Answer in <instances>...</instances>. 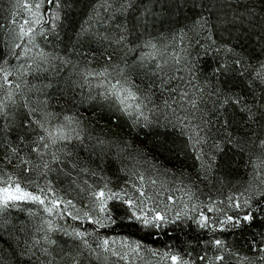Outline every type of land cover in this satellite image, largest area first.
I'll list each match as a JSON object with an SVG mask.
<instances>
[{
    "label": "snow or ice",
    "instance_id": "1",
    "mask_svg": "<svg viewBox=\"0 0 264 264\" xmlns=\"http://www.w3.org/2000/svg\"><path fill=\"white\" fill-rule=\"evenodd\" d=\"M0 264H264V0H10Z\"/></svg>",
    "mask_w": 264,
    "mask_h": 264
},
{
    "label": "trees",
    "instance_id": "2",
    "mask_svg": "<svg viewBox=\"0 0 264 264\" xmlns=\"http://www.w3.org/2000/svg\"><path fill=\"white\" fill-rule=\"evenodd\" d=\"M4 0H0V21H2L5 14V4Z\"/></svg>",
    "mask_w": 264,
    "mask_h": 264
},
{
    "label": "rangeland",
    "instance_id": "3",
    "mask_svg": "<svg viewBox=\"0 0 264 264\" xmlns=\"http://www.w3.org/2000/svg\"><path fill=\"white\" fill-rule=\"evenodd\" d=\"M4 4H5V14L7 15V8H8V5H9V3H10V0H4ZM11 2H15V0H11Z\"/></svg>",
    "mask_w": 264,
    "mask_h": 264
}]
</instances>
